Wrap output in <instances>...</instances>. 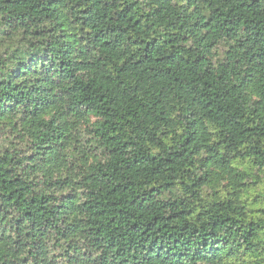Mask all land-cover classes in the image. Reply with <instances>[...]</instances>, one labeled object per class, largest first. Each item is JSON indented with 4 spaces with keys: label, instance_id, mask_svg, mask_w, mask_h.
<instances>
[{
    "label": "trees",
    "instance_id": "obj_1",
    "mask_svg": "<svg viewBox=\"0 0 264 264\" xmlns=\"http://www.w3.org/2000/svg\"><path fill=\"white\" fill-rule=\"evenodd\" d=\"M0 140V264H264V0H0Z\"/></svg>",
    "mask_w": 264,
    "mask_h": 264
},
{
    "label": "rangeland",
    "instance_id": "obj_2",
    "mask_svg": "<svg viewBox=\"0 0 264 264\" xmlns=\"http://www.w3.org/2000/svg\"><path fill=\"white\" fill-rule=\"evenodd\" d=\"M0 142H1V140H0ZM256 197V194L255 195H253V197H252V200L254 199ZM259 207H263L264 208V199L261 201V203L258 205V208Z\"/></svg>",
    "mask_w": 264,
    "mask_h": 264
}]
</instances>
